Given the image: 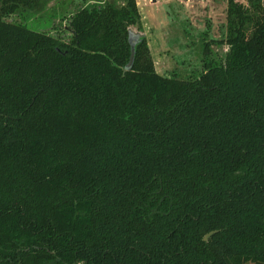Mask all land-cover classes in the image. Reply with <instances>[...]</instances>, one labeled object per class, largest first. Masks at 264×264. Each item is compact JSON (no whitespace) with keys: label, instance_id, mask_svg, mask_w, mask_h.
Returning a JSON list of instances; mask_svg holds the SVG:
<instances>
[{"label":"trees","instance_id":"1","mask_svg":"<svg viewBox=\"0 0 264 264\" xmlns=\"http://www.w3.org/2000/svg\"><path fill=\"white\" fill-rule=\"evenodd\" d=\"M42 1L0 0V264H264V0H228L225 57L187 77L137 0L68 37L9 19Z\"/></svg>","mask_w":264,"mask_h":264},{"label":"rangeland","instance_id":"2","mask_svg":"<svg viewBox=\"0 0 264 264\" xmlns=\"http://www.w3.org/2000/svg\"><path fill=\"white\" fill-rule=\"evenodd\" d=\"M116 3L122 0H112ZM142 14L143 33L155 61L156 69L164 74L180 77L199 74L203 70V56L221 60L229 44L220 42L227 31L228 0H137ZM99 0H43L37 9L21 15L13 13L9 19L27 22L35 29L68 37L64 25L69 14L82 5L91 6ZM209 42L210 51L204 50Z\"/></svg>","mask_w":264,"mask_h":264},{"label":"water","instance_id":"3","mask_svg":"<svg viewBox=\"0 0 264 264\" xmlns=\"http://www.w3.org/2000/svg\"><path fill=\"white\" fill-rule=\"evenodd\" d=\"M134 55H135V44L132 43V48H131V56H130V60L127 64L128 67H130L133 63V60H134ZM216 229L214 230H211L210 232H208L206 235H205V238H208L213 232H215Z\"/></svg>","mask_w":264,"mask_h":264},{"label":"crops","instance_id":"4","mask_svg":"<svg viewBox=\"0 0 264 264\" xmlns=\"http://www.w3.org/2000/svg\"><path fill=\"white\" fill-rule=\"evenodd\" d=\"M99 2H103V0H99Z\"/></svg>","mask_w":264,"mask_h":264}]
</instances>
